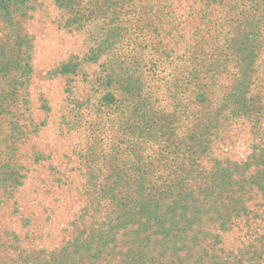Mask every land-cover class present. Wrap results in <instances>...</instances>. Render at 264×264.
Returning <instances> with one entry per match:
<instances>
[{
  "label": "rangeland",
  "instance_id": "obj_1",
  "mask_svg": "<svg viewBox=\"0 0 264 264\" xmlns=\"http://www.w3.org/2000/svg\"><path fill=\"white\" fill-rule=\"evenodd\" d=\"M167 258L264 264V0H0V264Z\"/></svg>",
  "mask_w": 264,
  "mask_h": 264
},
{
  "label": "trees",
  "instance_id": "obj_2",
  "mask_svg": "<svg viewBox=\"0 0 264 264\" xmlns=\"http://www.w3.org/2000/svg\"><path fill=\"white\" fill-rule=\"evenodd\" d=\"M162 130H163V128L160 129L158 132L161 134ZM168 134H169V137H171V138L176 136L175 132L168 133ZM168 134H166V135H168ZM142 143H143V145H145L144 142H142ZM142 143H141V146H142ZM195 144L198 145L197 141H195ZM172 146H175V149L171 148L170 145H168V148H169L168 151L170 152V155H173V158H178L180 156L183 158H185V157L189 158L190 155L192 154V153H189L190 151L185 150L186 148H188V150H189L190 145H188V147H184V148H182V145H180V144H172ZM158 147H159V152H160L161 151L160 145ZM142 148L144 149L143 146H142ZM133 159H134L135 163H134V166H131L130 173H132V175L136 177L135 181L139 180V183L136 185H137L138 190L143 194V196L140 197L141 200L139 201V203H136V204L134 203L135 205L133 207L134 210H133L132 214L133 213L135 214L134 218L138 222H141V221H143V219H146V225H147V219H150V218H154L155 220L157 219V221L159 223L157 228L160 230H166V228L163 226V224L160 221L159 216H158V214L160 213V210H162V206L158 203V200H164V197L162 195H158L156 193H151V191H150L151 186L147 185V182H146V180H147L146 175L147 174H151V173H153L154 175L161 174L160 172L162 171V168L159 166H162V164H159V165L157 164V165L151 167L152 161L148 160V156H147V159H145V156L140 155L139 153H137ZM158 160L161 161L162 158L159 157ZM260 162L261 161L257 162L258 165L260 164ZM119 167L120 168H119L118 175L121 178L126 177L127 171H126L125 165H120ZM102 197H104V195ZM153 197L157 198L158 200L153 199ZM146 199H147V201H146ZM138 231H141V230H138ZM108 243H109V241H106L105 244H108ZM156 260H157V258L154 257V261H156ZM163 262H164V264H176L173 262V260L171 258L164 259ZM212 264H218V262L213 260Z\"/></svg>",
  "mask_w": 264,
  "mask_h": 264
}]
</instances>
